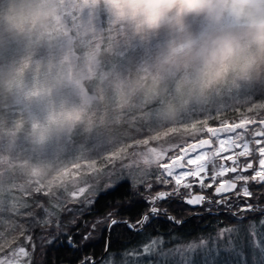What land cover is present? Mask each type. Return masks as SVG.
<instances>
[{
    "label": "rangeland",
    "instance_id": "1",
    "mask_svg": "<svg viewBox=\"0 0 264 264\" xmlns=\"http://www.w3.org/2000/svg\"><path fill=\"white\" fill-rule=\"evenodd\" d=\"M10 3L0 0V256L11 264H16V249L24 246L17 240L19 220L30 215L50 220L62 211L80 214L91 205L83 197L60 204L57 197L64 198L65 189L83 182L101 185L91 195L93 201L105 190L102 185L109 173L114 178L123 172L132 176L135 190L150 199L140 183L147 171L143 161L152 149L171 147L168 154L174 155L178 149L173 146L196 142L186 125L224 105L264 100V93L254 99L251 82L220 86L199 101L188 99L177 90L183 71L172 74L157 65L167 42L179 40L180 34L168 26L156 32L134 29L111 16L104 0H55L58 19L38 44L7 31L2 20ZM198 29L199 22L193 21L190 30ZM102 45L108 51L99 56ZM141 78L145 86L133 89ZM9 79L20 87L14 84L9 91L5 87ZM154 79L159 86L151 88ZM45 84L54 86L52 94L40 101L34 93ZM49 102L78 108L82 120L53 127L49 138L37 143L31 126L43 120ZM169 107L176 110L172 119L166 115ZM204 136L196 134L197 139ZM155 171L153 166L150 172ZM147 179L152 182L155 175ZM43 196L46 204L34 212L31 201L41 204ZM55 204L59 209L53 208ZM238 208L243 203L234 200L230 210ZM258 208L263 211L264 204L258 203ZM230 210L218 211L222 213L218 216H227ZM22 259L19 264L26 262Z\"/></svg>",
    "mask_w": 264,
    "mask_h": 264
},
{
    "label": "clouds",
    "instance_id": "2",
    "mask_svg": "<svg viewBox=\"0 0 264 264\" xmlns=\"http://www.w3.org/2000/svg\"><path fill=\"white\" fill-rule=\"evenodd\" d=\"M104 8L134 29L156 32L168 26L180 34L167 42L157 65L172 74L183 71L177 90L190 100H202L220 86L264 79V0H104ZM57 19L55 0H11L2 23L9 33L38 44ZM193 21L199 22L196 31L190 30ZM142 80L131 87L143 88ZM14 84L20 87L13 79L5 87L11 91ZM158 86L154 79L149 87ZM53 87L41 85L34 94L45 101ZM175 114L174 107L166 110L169 119ZM82 115L74 106L49 102L31 136L44 143L53 127L74 125Z\"/></svg>",
    "mask_w": 264,
    "mask_h": 264
},
{
    "label": "trees",
    "instance_id": "3",
    "mask_svg": "<svg viewBox=\"0 0 264 264\" xmlns=\"http://www.w3.org/2000/svg\"><path fill=\"white\" fill-rule=\"evenodd\" d=\"M84 31L88 33L90 28ZM103 46H100L99 56L108 51ZM257 81L251 82L254 99L264 93V85H260L264 82ZM225 115L233 119L231 113ZM209 123L216 124L213 121ZM184 137V140L189 139L188 135ZM152 193L147 191V195ZM144 198L140 194H130L127 186L116 191L105 189L80 214L62 211L58 217L50 220L35 216L36 222L31 224L29 216L18 219L17 231L20 228L22 230L21 233L16 231L17 240L29 252L24 264L29 261L30 264H83L85 258H90L93 264H186L189 260L196 264H205L206 261L208 264H258L260 261L257 242L264 233V212L246 216H233L229 213H226L227 216H185L190 211L188 206L176 202H157L162 212L167 211L168 217H175L180 223L159 217L152 221L145 233L138 234L125 225L106 230L105 218L109 212L113 213L115 219L135 223L140 214L148 210V205L143 203ZM40 200L41 204L31 201L30 206L34 212L46 204V196ZM221 228L233 229V232L219 235ZM24 235L30 236L31 240L22 238ZM68 235L72 236L76 248L68 246ZM149 236L163 243L157 244L150 253H144L143 247L151 242ZM201 239L207 241L205 248L193 251L186 249L189 242L199 244Z\"/></svg>",
    "mask_w": 264,
    "mask_h": 264
},
{
    "label": "snow or ice",
    "instance_id": "4",
    "mask_svg": "<svg viewBox=\"0 0 264 264\" xmlns=\"http://www.w3.org/2000/svg\"><path fill=\"white\" fill-rule=\"evenodd\" d=\"M229 110L232 122H229V117L225 115ZM210 121L218 123V126H210ZM185 131L196 140L195 143L187 144L186 147L173 146L178 149L174 155L168 154L172 151L171 147L159 151L152 149L143 161L147 171L140 188L154 193L150 199L144 198L143 203L148 205L147 212H142L140 218L133 224L115 219L113 213L109 212L105 218L106 230L125 225L130 230H136L138 234L145 233L152 221L159 217H167L174 223H180L175 217H168L167 211L162 212V207L156 206L157 202H176L193 208L210 204L221 209L228 207L230 210L232 202L240 200L243 202L242 211H255L253 203L249 201L258 199L260 194L250 190L249 184L264 186V100H245L239 107L224 105L186 125ZM197 133H203L207 138L197 139ZM222 134H226L224 138ZM153 166L156 169L155 173L150 172ZM150 174L155 175L152 182L147 179ZM131 177L130 174L125 175L121 172L112 178V174L109 173L102 187L108 191H116L127 186L128 192L136 196L139 193L135 190L136 185ZM100 186L88 182L77 183L70 191L65 189L64 198L57 199L60 200V204H64L68 201H81L83 197L84 202L92 204L91 195ZM161 188L164 190H160ZM86 193L89 195L85 196ZM59 206L55 204L53 208L59 209ZM205 211L211 214L210 209L206 208ZM47 215L53 217L54 212H47ZM29 217L30 224L36 222L35 216ZM231 232L233 229H224L219 235ZM22 238L31 240L30 236L24 235ZM148 239L151 242L143 247L144 253H150L157 244L163 243L161 240L151 239L150 236ZM257 243L258 254L261 257L258 264H264V233ZM67 244L71 248L77 247L71 235L67 237ZM206 246L207 241L201 239L199 244L189 242L186 249L193 251ZM13 256L16 258V264H19L22 258L29 257V252L26 247L20 246ZM0 264H11V261L0 256ZM83 264H93V261L85 258ZM186 264L196 262L189 260Z\"/></svg>",
    "mask_w": 264,
    "mask_h": 264
},
{
    "label": "flooded vegetation",
    "instance_id": "5",
    "mask_svg": "<svg viewBox=\"0 0 264 264\" xmlns=\"http://www.w3.org/2000/svg\"><path fill=\"white\" fill-rule=\"evenodd\" d=\"M205 136L202 138H207ZM249 187H250V190L254 191V193L260 194L258 199L254 198L255 202L254 201L249 202V203H253L255 211H242L241 210L242 208H238L237 210H230L231 214H234L235 216H246V215H251L254 213L261 214L264 212V210L261 211V209L258 208V203L264 204V186H261L258 184L257 185L249 184ZM236 201L243 203L240 200H236ZM188 208L190 209V211L185 216H211V215L216 216V215L222 214L221 212H218V211H229V208H227V207H225L224 209H221L219 206L210 205V204H205L202 207H196V208L188 207ZM206 208L211 210V214H209L208 212L205 211ZM238 212H239V214H238Z\"/></svg>",
    "mask_w": 264,
    "mask_h": 264
}]
</instances>
